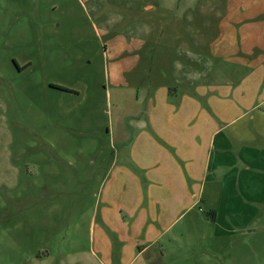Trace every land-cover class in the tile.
I'll use <instances>...</instances> for the list:
<instances>
[{
  "label": "rangeland",
  "instance_id": "1",
  "mask_svg": "<svg viewBox=\"0 0 264 264\" xmlns=\"http://www.w3.org/2000/svg\"><path fill=\"white\" fill-rule=\"evenodd\" d=\"M224 1L0 0V264H105L99 209L115 159L132 164L117 116L141 115L137 94L174 86V54L187 47L176 37H195L197 70L230 73L252 45L264 66V27L256 43L239 24L264 22V8L254 20ZM209 212L198 205L142 259L264 264L262 228L215 236ZM106 235L118 256L123 243Z\"/></svg>",
  "mask_w": 264,
  "mask_h": 264
},
{
  "label": "crops",
  "instance_id": "2",
  "mask_svg": "<svg viewBox=\"0 0 264 264\" xmlns=\"http://www.w3.org/2000/svg\"><path fill=\"white\" fill-rule=\"evenodd\" d=\"M240 1L239 8H253L254 20H260V0H226V11ZM239 22L241 37L258 43L264 22ZM249 28L256 30L245 34ZM226 38L219 39L220 48ZM179 39L187 47L174 54V86L137 94L141 115L117 116L114 131L120 146L130 147L132 164L115 159L99 209L98 248L105 260L98 255L105 264H149L142 256L201 203L215 212V220L210 218L215 236L232 237L251 226L264 230V66L259 47L246 50L251 61L242 59L226 73L213 66L197 70L190 51H195V37L188 33ZM243 60L249 63L243 66ZM198 72L204 81L196 83ZM182 85L190 91L179 93ZM109 186L121 193L112 195ZM106 233L123 243L118 256Z\"/></svg>",
  "mask_w": 264,
  "mask_h": 264
},
{
  "label": "trees",
  "instance_id": "3",
  "mask_svg": "<svg viewBox=\"0 0 264 264\" xmlns=\"http://www.w3.org/2000/svg\"><path fill=\"white\" fill-rule=\"evenodd\" d=\"M63 90H65V89H63ZM66 91V90H65ZM208 215L210 216V218L212 219V220H215V212L214 211H210L209 213H208Z\"/></svg>",
  "mask_w": 264,
  "mask_h": 264
}]
</instances>
